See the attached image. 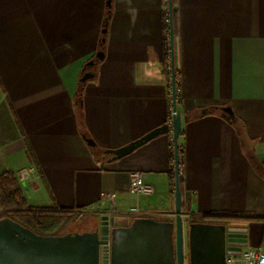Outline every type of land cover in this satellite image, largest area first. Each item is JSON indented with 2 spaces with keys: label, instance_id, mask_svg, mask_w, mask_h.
<instances>
[{
  "label": "crops",
  "instance_id": "1",
  "mask_svg": "<svg viewBox=\"0 0 264 264\" xmlns=\"http://www.w3.org/2000/svg\"><path fill=\"white\" fill-rule=\"evenodd\" d=\"M107 6V0H0V173L16 174L31 207L82 213L68 226L92 230L108 214L127 228L120 251L165 253L164 223L175 219L171 133L116 160L104 150L169 119L166 3L111 0L101 50ZM174 46L185 264L220 261L228 223L246 229L247 247L264 251V177L246 154L264 167V0H178ZM97 51L103 58L85 68L94 77L80 89ZM226 105L243 123L244 143L221 110L210 109ZM79 111L93 145L81 132ZM136 170L153 194L128 192Z\"/></svg>",
  "mask_w": 264,
  "mask_h": 264
},
{
  "label": "water",
  "instance_id": "2",
  "mask_svg": "<svg viewBox=\"0 0 264 264\" xmlns=\"http://www.w3.org/2000/svg\"><path fill=\"white\" fill-rule=\"evenodd\" d=\"M110 1L111 0H107V5L110 4ZM168 12L171 100L172 109L175 111L171 125L164 123L122 147L104 150L105 154L110 155L108 161L116 160L130 154L137 147L143 145L152 138L168 132L170 128L172 129L175 219L164 223L170 229L168 248L166 245L167 251L165 253L145 252L139 250L140 246H138L137 250H131L129 252L120 251L118 245V242H120L119 236L127 228L118 227L117 219L108 215L102 216L100 222L92 230L50 235L36 233L10 217L5 216L0 218V264H185L178 143L182 119L177 109L176 100L172 0H168ZM106 21L107 19L105 22ZM105 22L102 29L103 34L107 31V22ZM102 58L103 52L97 51L95 58L86 63L80 81L84 82L94 77L93 72L84 70L86 67L94 65ZM221 116L231 121L235 115L231 107L226 105L221 107ZM85 140L89 145L94 144L89 138L85 137ZM198 226V224H194L191 229L193 230ZM173 231H175V242H173L171 238ZM221 235L223 251L220 261H209L208 263L192 261L189 264H224L226 253L239 255L241 250L247 247L246 229L228 223L222 226ZM135 247L136 246H134V248Z\"/></svg>",
  "mask_w": 264,
  "mask_h": 264
},
{
  "label": "trees",
  "instance_id": "3",
  "mask_svg": "<svg viewBox=\"0 0 264 264\" xmlns=\"http://www.w3.org/2000/svg\"><path fill=\"white\" fill-rule=\"evenodd\" d=\"M167 12L164 14V31L169 36V12H168V0H165ZM111 14V1L107 6L105 20L107 23L109 16ZM104 20V22H105ZM105 22V23H106ZM172 24H173V35L174 41H176L178 36V0H172ZM104 26V24H103ZM105 34L101 35L102 42L100 44V49H104V38ZM165 55H169L170 58V49H169V39L165 43ZM176 74V83L177 88L179 82L177 80V69L175 68ZM83 82H81L80 89ZM79 89V93H80ZM179 101V100H178ZM214 112L221 110L220 107L210 108ZM221 113V112H220ZM79 122L81 125V132L86 137L84 130L82 114L78 112ZM236 128L241 141L244 143L245 130L243 129V123L238 118H233L229 121ZM251 162L256 167L257 172L264 177V167L260 164L255 157L253 152L246 153ZM171 157L173 155L171 154ZM179 163L182 164V147L179 145ZM181 185V181H180ZM181 188V186H180ZM82 215V213L67 209H55V208H34L29 206L27 203L22 186L17 180L16 174L13 171H4L0 173V218L1 217H10L11 219L19 222L20 224L30 228L39 234H61L60 231L62 228L67 226L70 222L76 220ZM214 220H223V221H241L243 218L236 216H227V215H213L211 216Z\"/></svg>",
  "mask_w": 264,
  "mask_h": 264
},
{
  "label": "built area",
  "instance_id": "4",
  "mask_svg": "<svg viewBox=\"0 0 264 264\" xmlns=\"http://www.w3.org/2000/svg\"><path fill=\"white\" fill-rule=\"evenodd\" d=\"M170 69V66H169ZM176 100H177V109H178V89L176 83ZM169 103H170V116L167 120V124L171 125L172 117L175 114V111L172 109V100H171V76H170V83H169ZM171 133V144H172V163L174 165V152H173V136H172V129L168 131ZM180 165V164H179ZM20 175L22 178H27L28 173L24 170L20 171ZM128 192L132 195H143V194H153L154 189L145 182L143 173L141 171H132L129 173V184H128ZM106 198L113 199V193H107L104 195ZM108 210L109 212L112 211ZM130 212L137 213L136 209H132ZM108 215V214H107ZM110 216V215H109ZM224 264H264V251L253 248V247H245L241 250L239 255H233L232 253H228L225 257Z\"/></svg>",
  "mask_w": 264,
  "mask_h": 264
},
{
  "label": "rangeland",
  "instance_id": "5",
  "mask_svg": "<svg viewBox=\"0 0 264 264\" xmlns=\"http://www.w3.org/2000/svg\"><path fill=\"white\" fill-rule=\"evenodd\" d=\"M25 157V156H24ZM19 158V157H18ZM17 158V159H18ZM21 158L18 159V161L20 160ZM21 161V160H20ZM85 215H90L89 213H85ZM85 230H82L81 227L77 226L76 224L75 225H72V226H65L64 228L61 229L60 233L63 234L65 232H83Z\"/></svg>",
  "mask_w": 264,
  "mask_h": 264
}]
</instances>
